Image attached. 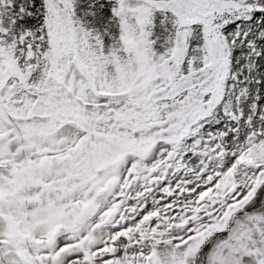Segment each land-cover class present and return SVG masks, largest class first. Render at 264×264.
Instances as JSON below:
<instances>
[{
    "label": "snow or ice",
    "instance_id": "obj_1",
    "mask_svg": "<svg viewBox=\"0 0 264 264\" xmlns=\"http://www.w3.org/2000/svg\"><path fill=\"white\" fill-rule=\"evenodd\" d=\"M0 264H264V0H0Z\"/></svg>",
    "mask_w": 264,
    "mask_h": 264
}]
</instances>
